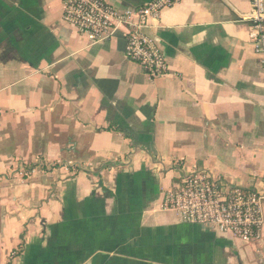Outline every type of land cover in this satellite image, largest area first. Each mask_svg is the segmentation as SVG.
I'll list each match as a JSON object with an SVG mask.
<instances>
[{
    "label": "crops",
    "instance_id": "0c3cea01",
    "mask_svg": "<svg viewBox=\"0 0 264 264\" xmlns=\"http://www.w3.org/2000/svg\"><path fill=\"white\" fill-rule=\"evenodd\" d=\"M251 10L165 9L147 32L169 71L151 79L126 57L124 28L93 43L63 0H0V264H264V225L244 242L161 207L194 168L264 195Z\"/></svg>",
    "mask_w": 264,
    "mask_h": 264
},
{
    "label": "built area",
    "instance_id": "2783aa9c",
    "mask_svg": "<svg viewBox=\"0 0 264 264\" xmlns=\"http://www.w3.org/2000/svg\"><path fill=\"white\" fill-rule=\"evenodd\" d=\"M181 0H151L140 7L119 9L107 0H63V20L95 43L125 29L126 57L140 64L154 79L168 73V62L155 37L147 32L160 22L165 9ZM249 37L259 64L264 68V0H251ZM2 111L0 110V118ZM32 167L13 173L25 176ZM11 175V174H10ZM5 177L0 175V183ZM264 195L231 184L204 169L194 168L166 191L162 210L176 213L183 222L232 233L244 242L260 236L264 225Z\"/></svg>",
    "mask_w": 264,
    "mask_h": 264
}]
</instances>
